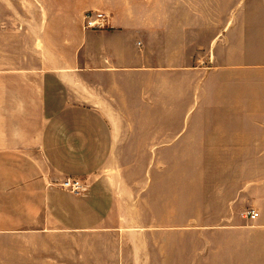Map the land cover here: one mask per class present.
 <instances>
[{"label": "crops", "instance_id": "0c3cea01", "mask_svg": "<svg viewBox=\"0 0 264 264\" xmlns=\"http://www.w3.org/2000/svg\"><path fill=\"white\" fill-rule=\"evenodd\" d=\"M166 190L190 230L134 227ZM0 264H264V0H0Z\"/></svg>", "mask_w": 264, "mask_h": 264}, {"label": "rangeland", "instance_id": "374dc122", "mask_svg": "<svg viewBox=\"0 0 264 264\" xmlns=\"http://www.w3.org/2000/svg\"><path fill=\"white\" fill-rule=\"evenodd\" d=\"M109 27V26H108ZM107 27V28H108ZM105 28V29H107ZM183 161L187 162V160H173V159H156V158H129V159H82V158H68V159H54L53 162V168L54 170H71L74 171V174L78 170H134V172H137L136 170H179L180 163ZM86 173V172H85ZM132 179H138L141 177V175L136 173H133L132 175H129ZM155 178V175H153ZM139 180V179H138ZM67 181V180H66ZM136 193V192H135ZM139 194V192H138ZM151 192L149 195V200H151ZM154 198L153 203H150L149 205H144L142 209V214L140 208H133V226L134 227H140L149 225H156V221L154 218H156L157 213L159 214L160 218L164 219V225L165 230H180V231H188L190 230V223H189V217H195L200 214V212L203 210L201 207H194L190 206L189 202L187 200L186 196H180L179 198L175 197L174 201H172V192L166 190V204L167 202H175V207H157L156 203H154L156 198V191H153ZM171 198V199H170ZM138 199V197H137ZM148 210V214H145V211ZM173 213L175 214V221H173ZM148 217L147 220L145 218ZM161 224V222H159ZM196 225V224H194ZM197 225H203L198 223ZM173 226H176V228H173ZM167 236H171L168 233H166V239H165V247L167 251V247L172 246L173 239H167ZM182 245H180L182 248L184 246H187V239H180L177 240Z\"/></svg>", "mask_w": 264, "mask_h": 264}, {"label": "built area", "instance_id": "2783aa9c", "mask_svg": "<svg viewBox=\"0 0 264 264\" xmlns=\"http://www.w3.org/2000/svg\"><path fill=\"white\" fill-rule=\"evenodd\" d=\"M83 21H84V28L90 30H102L109 26L108 15L96 10L86 11L83 15ZM62 185L64 188L69 189L74 193H79L83 189L81 184L77 181L67 180ZM258 215L259 213L256 212L255 210H251L248 212V216L251 219L257 218Z\"/></svg>", "mask_w": 264, "mask_h": 264}]
</instances>
